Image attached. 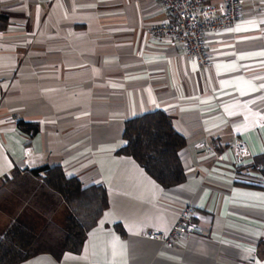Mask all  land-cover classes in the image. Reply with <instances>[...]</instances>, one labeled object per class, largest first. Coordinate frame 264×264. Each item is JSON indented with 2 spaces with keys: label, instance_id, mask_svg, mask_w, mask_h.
<instances>
[{
  "label": "crops",
  "instance_id": "crops-1",
  "mask_svg": "<svg viewBox=\"0 0 264 264\" xmlns=\"http://www.w3.org/2000/svg\"><path fill=\"white\" fill-rule=\"evenodd\" d=\"M243 3L240 21L206 35L202 68L182 43L149 34L169 18L158 0H0V178L60 166L105 186L109 201L80 253L20 264H264V182L245 168L264 152V0ZM155 110L186 139L176 188L117 154L125 122ZM19 119L39 132L21 133ZM235 138L246 153L229 147ZM4 202L0 239L24 247L40 220L0 188ZM186 206L199 232L170 245L147 237L167 233Z\"/></svg>",
  "mask_w": 264,
  "mask_h": 264
},
{
  "label": "trees",
  "instance_id": "trees-1",
  "mask_svg": "<svg viewBox=\"0 0 264 264\" xmlns=\"http://www.w3.org/2000/svg\"><path fill=\"white\" fill-rule=\"evenodd\" d=\"M6 15H0V30L7 27ZM17 128L28 137L39 132V124L17 121ZM124 147L118 155L131 156L160 185L176 188L186 179L180 153L186 139L174 127L172 118L155 110L128 119L124 125ZM245 168L258 172L264 182V152L254 156ZM243 168H239L241 170ZM5 188L38 213L42 224L28 244L19 246L8 238L0 239V264H20L38 254L51 253L60 258L64 252L80 253L87 234L109 206L107 189L100 184L83 186L79 178L67 176L60 166H42L26 171L14 168L0 178ZM66 205L69 212L62 224L54 214ZM124 234L122 227L115 225Z\"/></svg>",
  "mask_w": 264,
  "mask_h": 264
},
{
  "label": "built area",
  "instance_id": "built-area-1",
  "mask_svg": "<svg viewBox=\"0 0 264 264\" xmlns=\"http://www.w3.org/2000/svg\"><path fill=\"white\" fill-rule=\"evenodd\" d=\"M158 1L165 6L169 18L149 26V34L182 43L187 56L195 59L202 68H207L212 61L205 41L206 35L236 24L241 20L244 8L243 0ZM229 147L234 148L240 154L247 152L245 143L237 138L231 141ZM194 213L193 207H184L179 214V219L167 233L150 230L147 237L170 245L180 234L199 232L200 228L196 224L185 221Z\"/></svg>",
  "mask_w": 264,
  "mask_h": 264
},
{
  "label": "rangeland",
  "instance_id": "rangeland-1",
  "mask_svg": "<svg viewBox=\"0 0 264 264\" xmlns=\"http://www.w3.org/2000/svg\"><path fill=\"white\" fill-rule=\"evenodd\" d=\"M3 189H5V188H3ZM6 191H8L7 189H5ZM8 193H9V195H11V197H13V198H17V200L18 201H21L22 202V200L21 199H19L18 197H16V196H14L10 191H8ZM5 204V202L3 203V205H2V203H1V205H0V210H1V208L3 209L4 208V205ZM6 208V207H5ZM4 208V210L3 211H5L6 209ZM25 208H26V211H29L30 213H28L29 214V216L30 217H33V216H36L37 217V219H39L40 220V224H42V221H41V219H40V216L38 215V213H36V212H34L33 210H31V209H29L27 206H26V203H25ZM69 212V209H68V207L66 206V205H62L58 210H57V212L54 214V222H57L58 224H62L63 223V221H64V213H68ZM58 213V214H57ZM66 215V214H65ZM24 216H21V218H23ZM36 219V218H35ZM39 224V230H40V225Z\"/></svg>",
  "mask_w": 264,
  "mask_h": 264
}]
</instances>
